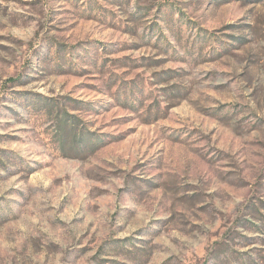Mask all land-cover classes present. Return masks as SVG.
Instances as JSON below:
<instances>
[{"label": "rangeland", "instance_id": "obj_1", "mask_svg": "<svg viewBox=\"0 0 264 264\" xmlns=\"http://www.w3.org/2000/svg\"><path fill=\"white\" fill-rule=\"evenodd\" d=\"M0 264H264V0H0Z\"/></svg>", "mask_w": 264, "mask_h": 264}]
</instances>
